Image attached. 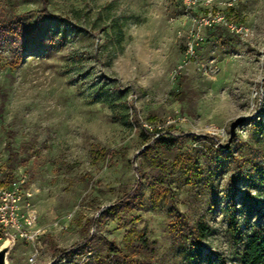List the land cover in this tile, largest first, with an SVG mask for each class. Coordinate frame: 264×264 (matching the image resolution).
I'll list each match as a JSON object with an SVG mask.
<instances>
[{"label": "rangeland", "instance_id": "374dc122", "mask_svg": "<svg viewBox=\"0 0 264 264\" xmlns=\"http://www.w3.org/2000/svg\"><path fill=\"white\" fill-rule=\"evenodd\" d=\"M0 11L16 16L0 32V180L22 182L41 232L16 236L7 264H240L229 196L238 234L264 222V0H0ZM198 220L210 231L193 246Z\"/></svg>", "mask_w": 264, "mask_h": 264}, {"label": "trees", "instance_id": "16d2710c", "mask_svg": "<svg viewBox=\"0 0 264 264\" xmlns=\"http://www.w3.org/2000/svg\"><path fill=\"white\" fill-rule=\"evenodd\" d=\"M30 12H24L23 14L26 15ZM39 14L42 16L48 15L46 13V9H40ZM16 16L12 13L2 12L0 11V32L9 30L11 31L14 26V19ZM159 128H154L153 133L159 134ZM163 144L165 146H174L175 141L173 139L169 140H163ZM97 152V150H96ZM102 154V155H101ZM99 156H105V152H101ZM108 154V153H107ZM109 154L113 155L112 151L109 152ZM97 154L95 157H99ZM193 170L190 173L191 176H193L192 179H197L201 172L198 170L197 166H193ZM13 181V174L10 171L7 172L5 175L4 180H0V185H4L5 182H12ZM138 184V183H136ZM156 187H158L155 183H150V194H151V202L153 205H157L158 200L161 198L160 190H157ZM137 188L138 185L134 186V189H131L130 192L122 196L118 201L121 202V205H124L125 208H128L136 201L137 198ZM228 228L232 231V234L234 235V238L236 239V242L241 244V250L239 252V260L240 264H264V222L257 224L251 232L246 234L245 236H241L238 234L237 230V223L235 220V212L236 207L234 206L232 196H229L228 198ZM182 223V220H179L176 223V226L180 225ZM210 228L204 224L202 221H196L191 226V232H190V241L193 246H199L201 244V241L207 236L209 233ZM59 252L58 254L60 256L65 255V250H56ZM114 251V249H113Z\"/></svg>", "mask_w": 264, "mask_h": 264}, {"label": "built area", "instance_id": "2783aa9c", "mask_svg": "<svg viewBox=\"0 0 264 264\" xmlns=\"http://www.w3.org/2000/svg\"><path fill=\"white\" fill-rule=\"evenodd\" d=\"M212 19L202 18V22L209 24ZM231 29L238 32L240 27L234 26ZM187 51L193 52L192 43L189 44ZM21 183L13 180L6 186L0 185V245L7 240L8 236H11L13 241L18 236L33 244L41 234L40 230L35 228V214L30 210L29 203L25 201ZM34 259L35 255L28 259V263L32 264Z\"/></svg>", "mask_w": 264, "mask_h": 264}, {"label": "water", "instance_id": "95a60500", "mask_svg": "<svg viewBox=\"0 0 264 264\" xmlns=\"http://www.w3.org/2000/svg\"><path fill=\"white\" fill-rule=\"evenodd\" d=\"M240 121H241L240 118H236L233 121H231L229 128V132H230L229 141L234 134V128ZM13 243H14L13 238L11 236H8L7 240L0 245V264H7V259H6L7 253L12 247Z\"/></svg>", "mask_w": 264, "mask_h": 264}]
</instances>
